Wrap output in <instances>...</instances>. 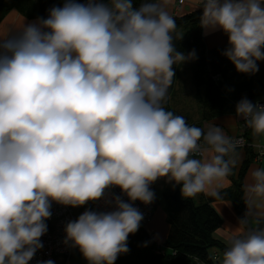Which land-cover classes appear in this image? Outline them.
Listing matches in <instances>:
<instances>
[{
    "label": "clouds",
    "instance_id": "clouds-1",
    "mask_svg": "<svg viewBox=\"0 0 264 264\" xmlns=\"http://www.w3.org/2000/svg\"><path fill=\"white\" fill-rule=\"evenodd\" d=\"M169 0H65L48 17L0 33V264H30L51 206L103 200L64 227L63 243L88 264H115L144 219L150 185L165 179L184 199H222L245 141L223 127L189 125L165 108L178 51ZM199 27L228 37L224 55L254 75L264 61V0H198ZM182 39V38H181ZM264 157V105L235 106ZM118 187L127 197L108 196ZM246 211L219 264H264V164L243 185ZM38 264H54L52 260Z\"/></svg>",
    "mask_w": 264,
    "mask_h": 264
},
{
    "label": "trees",
    "instance_id": "trees-1",
    "mask_svg": "<svg viewBox=\"0 0 264 264\" xmlns=\"http://www.w3.org/2000/svg\"><path fill=\"white\" fill-rule=\"evenodd\" d=\"M77 2L85 3L86 0ZM53 7H59L56 0H0V17L10 10H16L26 18L46 19ZM200 14L199 9H194L180 16H173L177 25L174 42L177 50L186 55L195 50L196 59L188 61L193 97L202 107V119L195 126L207 129L211 125L207 118L224 113L235 114V106L242 98H247L253 103L264 101V64L261 75L255 78L253 75L237 72L235 66L222 55L228 47V39L222 45L206 48L199 27ZM179 28H185V31L179 34ZM177 66L178 64L173 66L175 76ZM174 80L175 78L164 103L165 108L173 113L169 98ZM246 138L251 141L249 132ZM243 148L248 153L252 152L250 145ZM247 163L245 160L241 164L236 178L229 176L233 190L220 191L222 199L232 203L238 218L244 215L242 177ZM163 195L166 201L165 220L168 225L163 243L158 244L146 227L140 226L135 234L128 237L129 252L121 254L115 264H192L193 258L213 264L209 249L217 247L224 251L226 248L212 235L222 222L220 215L211 205L213 200L219 199L203 194H200L205 198L202 202H195L193 198L184 199L180 194V186L173 188L170 183L163 187ZM72 254L78 257L79 264H88L78 249H74Z\"/></svg>",
    "mask_w": 264,
    "mask_h": 264
},
{
    "label": "crops",
    "instance_id": "crops-1",
    "mask_svg": "<svg viewBox=\"0 0 264 264\" xmlns=\"http://www.w3.org/2000/svg\"><path fill=\"white\" fill-rule=\"evenodd\" d=\"M56 1L59 7H62L65 2V0ZM177 1L178 0H169L167 5V10L172 16H180L197 9L198 0H182V3L180 4H178ZM36 20L37 18H26L16 10H10L0 17V33L9 28H18L22 25V23L27 25ZM201 30L206 48L222 45L228 39V37L221 30H217L208 35H204V30ZM184 31L185 28L178 29L179 34H182ZM257 64L259 71L253 75L255 78L261 75L262 64H264V61H258ZM190 78L191 71L189 63L186 62L184 64H178L173 89L169 98V106L176 115L183 116L189 125H195L198 124L202 119V107L193 97V86L191 84ZM207 122L211 125L216 124L223 127L225 133L229 136H235L239 133L240 121L237 117H235L234 113L212 115L207 118ZM249 136L251 137L252 141L250 131ZM237 151L241 154L242 163L245 160L248 161L247 167L242 177V185H244L247 182L249 170L254 166H261L264 164V157L257 158L255 154L256 150L253 147L252 152L249 153L244 148H239ZM241 164L239 165L238 170L234 169V174L232 175L233 178L237 177ZM226 189L233 190L232 182L229 177L225 180L224 187L221 190ZM193 200L195 202H202L205 200V198L202 195H198L193 198ZM211 205L222 219L220 226L213 231L212 235L215 239L222 242L226 247V241L228 237L230 235L237 234V230L240 227L238 225L239 218L236 215L233 205L229 200H213ZM164 206H159V203H156L152 216L145 226L158 244L163 243L168 231V225L165 220ZM245 211L246 208L244 205V213ZM222 253L223 251L217 247H212L209 249V255L213 264H219V261L222 258ZM199 262L200 260L197 258L192 259V264H198Z\"/></svg>",
    "mask_w": 264,
    "mask_h": 264
},
{
    "label": "built area",
    "instance_id": "built-area-1",
    "mask_svg": "<svg viewBox=\"0 0 264 264\" xmlns=\"http://www.w3.org/2000/svg\"><path fill=\"white\" fill-rule=\"evenodd\" d=\"M177 2L178 4H180L182 3V0H178ZM255 103L264 105V101L262 100H258ZM249 131L250 130L244 126V123L241 120L239 123V133L234 137L242 138L245 141L244 146L245 145L251 146L252 141H248L246 138V135ZM255 152H256L255 153L256 157L259 158L260 156L258 151L256 150ZM167 184L168 182H166V180L162 178L156 181L154 184L150 185L151 190L155 193V200L152 204L144 205L140 201L134 202L133 206L137 207L140 210V212L143 213L144 215V219L142 220L140 226H146V224L149 222L152 216L153 210L157 202L156 192H155L156 186L163 188ZM112 195H119L123 200L127 201V197L121 193V190L118 187L110 190L108 196L110 197ZM86 210L106 211L111 209L105 207V203L103 200L95 203L89 202L82 207H76V208L69 206H62L53 202L51 206V212H52L51 218L46 221V224L48 226V231L41 238L44 247L41 250L37 251L35 257L30 262L33 264H38L39 261L52 260L54 261L55 264L61 260L67 259L75 248H71L70 246H67L63 243L65 237L64 227L67 222L76 220L78 216ZM198 264H206V263L200 261Z\"/></svg>",
    "mask_w": 264,
    "mask_h": 264
},
{
    "label": "rangeland",
    "instance_id": "rangeland-1",
    "mask_svg": "<svg viewBox=\"0 0 264 264\" xmlns=\"http://www.w3.org/2000/svg\"><path fill=\"white\" fill-rule=\"evenodd\" d=\"M155 192H156V198H157V202L159 203V206L163 207L165 205V202H166L164 195H163V188L156 186ZM58 263L59 264H79V259H78V257L74 256V254H72L67 259L61 260Z\"/></svg>",
    "mask_w": 264,
    "mask_h": 264
}]
</instances>
